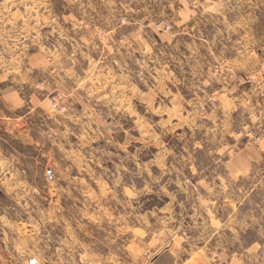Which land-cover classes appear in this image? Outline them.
Instances as JSON below:
<instances>
[{"label":"rangeland","instance_id":"rangeland-1","mask_svg":"<svg viewBox=\"0 0 264 264\" xmlns=\"http://www.w3.org/2000/svg\"><path fill=\"white\" fill-rule=\"evenodd\" d=\"M97 1L0 0V264H151L153 233H184L191 210L205 236L216 208L224 233L250 215L264 227V159L235 184L224 168L264 150V83L237 116L205 114L172 88L192 71L179 60L208 57L200 41L119 49L94 31ZM213 164L222 178L203 176ZM230 186L254 188L252 204Z\"/></svg>","mask_w":264,"mask_h":264},{"label":"crops","instance_id":"crops-1","mask_svg":"<svg viewBox=\"0 0 264 264\" xmlns=\"http://www.w3.org/2000/svg\"><path fill=\"white\" fill-rule=\"evenodd\" d=\"M97 3L95 6L99 8L93 9V17L103 23H94V31L108 34L110 42L121 45L119 49L143 50L148 35L174 49L182 46L185 50L190 37L200 41V50L208 57L179 60L181 73L187 67L192 71L189 76L177 75V85L172 88L181 84L183 98L204 100L205 114L237 116L245 104L240 98L247 101L256 98L257 85L264 83V0H98ZM91 13L88 12L86 28H90ZM157 18L171 22L174 32L151 31ZM84 25L85 20L76 23L77 28ZM132 38L133 43L129 40ZM199 157L194 155L193 159ZM263 159L264 150L245 146L227 160L225 178L232 184L244 181L256 172V164ZM220 167L223 168L213 164L210 174L207 171L203 176L222 178L220 174L224 171ZM254 190L243 192L230 186L229 194L244 207L252 204ZM222 212L215 209V229L210 236L202 234L199 219L202 210L199 215L191 210L188 229L182 234L170 229L153 233L151 242L158 249L153 251L151 264H264V227H255L254 215H250L247 218L251 226L236 227L233 223L231 232L224 233L226 217Z\"/></svg>","mask_w":264,"mask_h":264},{"label":"built area","instance_id":"built-area-1","mask_svg":"<svg viewBox=\"0 0 264 264\" xmlns=\"http://www.w3.org/2000/svg\"><path fill=\"white\" fill-rule=\"evenodd\" d=\"M156 27L163 29L165 31H172L174 28V25L171 24V22L159 21V22H156ZM53 106L55 110H58L61 108L60 103L56 99L53 102Z\"/></svg>","mask_w":264,"mask_h":264}]
</instances>
